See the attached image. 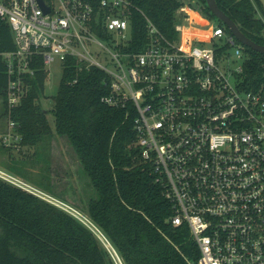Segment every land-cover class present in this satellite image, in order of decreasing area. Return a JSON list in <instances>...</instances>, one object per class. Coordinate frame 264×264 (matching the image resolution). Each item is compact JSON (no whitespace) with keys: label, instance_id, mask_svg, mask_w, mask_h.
I'll return each mask as SVG.
<instances>
[{"label":"built area","instance_id":"obj_1","mask_svg":"<svg viewBox=\"0 0 264 264\" xmlns=\"http://www.w3.org/2000/svg\"><path fill=\"white\" fill-rule=\"evenodd\" d=\"M137 10L135 0H0L2 117L9 122L0 141L21 142L13 111L39 69L48 77L56 59L63 72L98 68L109 88L103 101L135 111L140 160L165 185L172 224L187 225L200 250L190 264H264V88L246 89L245 46L187 2L177 11L176 37L143 13L148 41L137 52ZM0 179L79 220L114 264H127L89 214L2 166Z\"/></svg>","mask_w":264,"mask_h":264},{"label":"trees","instance_id":"obj_2","mask_svg":"<svg viewBox=\"0 0 264 264\" xmlns=\"http://www.w3.org/2000/svg\"><path fill=\"white\" fill-rule=\"evenodd\" d=\"M135 2L141 11H134L131 16L132 49L139 52L148 41L145 15L165 35L176 37L174 26L179 16L182 17L177 11L187 2ZM188 2H194L206 17L218 20L206 0ZM217 3L248 37L264 45V5L260 0H217ZM5 34L10 37L8 27ZM244 46L248 56L244 73L246 89L261 90L264 53ZM46 78V71L39 69L30 79L28 96L14 108V120L23 135L21 143L36 144L51 131L48 112L39 103ZM105 79L106 74L98 68L77 72L74 67H68L52 109L57 132L68 138L97 192L87 203L90 217L110 237L127 264L197 262L200 250L188 226L172 224L174 208L165 197V185L156 181L157 175L140 160L134 146L135 111L103 101L109 92ZM6 81L0 72L2 96ZM0 113L3 116L4 109ZM4 163L14 173L28 174L24 160ZM0 264L114 263L79 220L0 179Z\"/></svg>","mask_w":264,"mask_h":264},{"label":"rangeland","instance_id":"obj_3","mask_svg":"<svg viewBox=\"0 0 264 264\" xmlns=\"http://www.w3.org/2000/svg\"><path fill=\"white\" fill-rule=\"evenodd\" d=\"M184 1L188 2L190 0ZM260 1L264 5V0ZM194 15L196 16V14ZM203 29L208 30L210 27ZM100 59L105 61L104 56ZM47 68L46 86L44 92L40 95L39 103L48 112L51 131L43 135L36 144L28 141L20 142L16 147L5 149L6 146L0 141V166L10 170V167L4 162L26 161L25 171L28 174H18L19 176L89 214L88 200L91 197H96L97 192L68 138L57 132L52 111L54 97L58 93L63 75L62 63L59 59H56ZM2 100L3 97L0 95V112L3 108ZM8 124L7 118L2 117L0 113V133L7 131Z\"/></svg>","mask_w":264,"mask_h":264},{"label":"water","instance_id":"obj_4","mask_svg":"<svg viewBox=\"0 0 264 264\" xmlns=\"http://www.w3.org/2000/svg\"><path fill=\"white\" fill-rule=\"evenodd\" d=\"M211 12L222 21L231 31V33L244 45L255 51L264 53V45L257 43L248 37L239 27V25L224 12L217 3V0H206Z\"/></svg>","mask_w":264,"mask_h":264}]
</instances>
